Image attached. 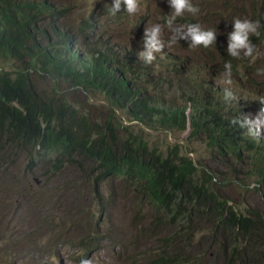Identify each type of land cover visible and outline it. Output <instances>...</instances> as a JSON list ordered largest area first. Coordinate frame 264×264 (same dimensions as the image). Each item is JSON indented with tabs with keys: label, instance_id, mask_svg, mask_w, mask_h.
Returning a JSON list of instances; mask_svg holds the SVG:
<instances>
[{
	"label": "trees",
	"instance_id": "trees-1",
	"mask_svg": "<svg viewBox=\"0 0 264 264\" xmlns=\"http://www.w3.org/2000/svg\"><path fill=\"white\" fill-rule=\"evenodd\" d=\"M223 1L196 0L198 13H202L201 27L204 24L205 30H217L215 45L199 47L204 56L200 76L201 66L189 62L181 68L169 60L165 49L150 65L134 54L128 60L114 57V44L107 35L111 32L104 19L117 25L125 9L122 5L120 12L111 16L108 6L112 0H102L106 9L87 17L79 14L76 2L66 8L65 0H0V165L27 158L35 160L25 165L33 175L40 172L50 177L67 166H77L90 180V193L100 203L102 185L105 188L122 180L131 199L140 197L154 211L148 227L139 226L136 237L146 231L168 233L149 264H200L197 233L202 229L219 230V236L211 232L204 236L207 247L218 242L227 247L222 254L215 252L212 260L264 264V214L237 210L223 190L230 171L233 174L228 182L241 188L248 186L244 179L250 176L257 177V185H264V135L247 137L242 133L246 129L229 123L232 117L238 119L242 97L231 106L224 97L225 87L216 85L212 78L215 72L224 73V64L230 61L234 81L240 82L245 75L244 83L249 85L250 79L260 77V100H264V69H260L264 27L259 36H250L258 50L254 62L243 56L232 58L226 51L234 19L260 21L264 26V0H230L227 5ZM218 9L227 11L226 16ZM210 20L221 21L225 31L208 26ZM190 23H194L190 16L175 22ZM155 66L163 68L164 80ZM188 69L196 71L187 74ZM61 84L67 88L63 90ZM69 89L86 95V103L88 98L102 97L92 119L88 117L92 109L75 105V96L63 93ZM168 91L173 95L168 96ZM122 118L165 130H184L188 124L189 136L201 139L213 154L212 165L197 167L179 143L149 148L144 135L132 132L134 123L125 125ZM83 162L94 166L85 169ZM216 163L224 170L215 168ZM113 191H109L112 200ZM109 205L107 200L101 203L98 217L110 213ZM64 213L73 218L70 212ZM66 221L54 228L47 226L56 234L53 240H60L56 229L71 231L74 220ZM26 238L31 243L42 237H33L31 232ZM77 242L84 249L95 243Z\"/></svg>",
	"mask_w": 264,
	"mask_h": 264
},
{
	"label": "rangeland",
	"instance_id": "rangeland-1",
	"mask_svg": "<svg viewBox=\"0 0 264 264\" xmlns=\"http://www.w3.org/2000/svg\"><path fill=\"white\" fill-rule=\"evenodd\" d=\"M65 1L64 7L66 8L72 2L78 3L77 11L85 17L93 11L99 12L101 8L106 9L104 6L106 3H103L102 0ZM229 1L224 0L222 3L227 5ZM232 1L238 3V0ZM191 2L194 5L197 4L196 0H191ZM218 11L223 16L227 14V11L223 9H218ZM123 14L124 18L118 20L117 25L104 19L105 25L111 32L107 35L110 36V43L114 44V57L122 56L124 60H128L130 55L134 54V57L138 59L137 53L143 50L144 29L156 23H160L164 28L163 38L165 41L169 40L171 32L165 25V18L171 15V9L167 0H143L140 12L129 15L124 10ZM201 14L197 13L193 16L186 12L183 16H190L194 23L201 25ZM144 17L145 22L143 25L140 23V28H138L139 22ZM206 24L218 27L220 33L225 31L219 20H210ZM174 26L186 27L187 25L175 24ZM204 26L202 24V27ZM100 34L104 35V32L101 31ZM165 50L169 54V60H175L181 68H186L189 62L198 65V67L201 66L198 71L201 76L203 62L200 59L204 56L199 47L193 49L189 46L188 41L181 39L177 43H168ZM257 56L256 54V58ZM185 61L187 62L183 65L182 63ZM251 67L256 68L257 66ZM260 69L262 71L264 69V41H260ZM155 70L162 72V80L166 78L162 71L163 68L155 66ZM185 72L193 74L189 69ZM223 74L215 72L212 78L216 85L230 87L237 97H242L238 119L254 118L263 108L260 103V77L256 76L250 79L249 85H247L244 83L247 76L244 75L240 82L233 80L232 85L229 86L222 83ZM60 87L65 90L67 85L61 84ZM164 91L161 89V92ZM63 93L71 97L74 95L75 105H82L87 110L92 109L89 110L92 112L88 115L90 119L98 113V110L95 109L103 102L100 95L88 98L89 103H86V95L84 96L81 92L76 93L69 89ZM167 95L171 96L173 93L168 91ZM234 103V101L230 102L231 106ZM105 104L106 100H104ZM122 120L125 125L134 123L131 126L132 132L144 135L149 148H152L154 144L163 145L165 148L169 143H179L180 150L182 149L183 153H189L197 167L212 165L210 160L213 154L208 151L201 139L189 136L191 128L188 124L184 130H165L142 123L129 122L124 118ZM242 129L244 130V128ZM242 133L251 137L246 130ZM14 157L12 156L11 159ZM12 161L11 165H0V264H80V260L85 258L90 259L91 264H149L152 254L157 252L163 239L168 236L165 231L155 230V233L146 231L143 236L136 237L139 226L148 227L151 214L154 211L140 197L131 199V193L126 190L122 180H116L105 188L103 184L99 189L98 195L99 198L101 196V203L104 204V200H107L110 204L107 209L111 208V211L109 210L110 213L104 212L98 217L101 203L94 197L95 194L90 193V180L82 176L81 170L77 166H67L50 177L40 172L35 175L30 172L28 166L34 164L35 160L21 157L12 159ZM237 165L239 168L245 167L244 164ZM93 166L83 162L85 169ZM214 167L224 170V166H219V163H216ZM25 172L27 173L24 174ZM232 174L233 171H230L227 175V181L223 188L224 192L230 196L231 204L244 213L251 209L264 214V185H257V177L250 176L247 179L241 178L248 182V186L241 188L235 182H228ZM111 188L114 189L113 200L109 196ZM61 195L63 197L59 198ZM64 210L70 212L73 218L64 213ZM138 210L140 214L137 213ZM65 220H67L66 223L74 220L71 231L58 228L56 230L60 240H53L52 238H55L56 234L47 229V226L54 228ZM81 226L83 227L80 229ZM31 232L33 237L42 238L29 243L26 236ZM209 232L212 236H219V230L202 229L197 233L199 241L197 254L202 256L199 263L221 264L219 259L212 260V258L216 257L215 252L222 254V250L227 248L226 244L223 248L217 241V245L207 247L208 239L204 236H208ZM139 233H143V231H139ZM78 239L95 243L91 248L84 249L78 247L81 243L77 242ZM241 247L242 245H240ZM92 248L96 250H91ZM206 249L207 252L204 254ZM169 251L170 248L167 249V252Z\"/></svg>",
	"mask_w": 264,
	"mask_h": 264
},
{
	"label": "clouds",
	"instance_id": "clouds-1",
	"mask_svg": "<svg viewBox=\"0 0 264 264\" xmlns=\"http://www.w3.org/2000/svg\"><path fill=\"white\" fill-rule=\"evenodd\" d=\"M171 9V15L165 18V25L171 32L168 41L163 38L164 28L160 23L153 24L151 27L144 29L143 34V50L137 53L138 59L144 64L150 65L157 59V54H162L168 43H177L183 39L189 42V46L193 49L198 47L209 48L216 43L217 30H205L198 23H190L186 27H175L177 18L182 17L186 12L195 16L199 12V7L194 5L191 0H167ZM129 15H134L141 11L140 0H112L108 6V13L116 16L120 12L121 6ZM141 25L145 22L142 19ZM264 27L260 21H251L247 18H236L232 21V31L227 34V54L228 56L240 59L250 58L253 62L258 55L255 45L252 43L250 36L260 35V28ZM223 84L232 85V64L225 62ZM225 100L228 102L237 101V96L230 87L223 89ZM264 104V100H260ZM227 118V117H226ZM230 124H238L241 128L246 129L249 136L259 139L260 135H264V108L255 115L254 118L237 119L232 117L229 119ZM206 145V144H205ZM80 264H91L90 259H81Z\"/></svg>",
	"mask_w": 264,
	"mask_h": 264
}]
</instances>
